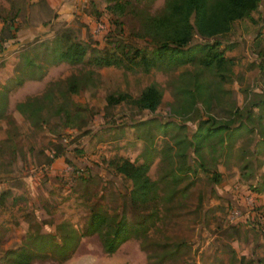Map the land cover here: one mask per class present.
<instances>
[{
	"label": "rangeland",
	"instance_id": "rangeland-1",
	"mask_svg": "<svg viewBox=\"0 0 264 264\" xmlns=\"http://www.w3.org/2000/svg\"><path fill=\"white\" fill-rule=\"evenodd\" d=\"M162 2L130 0L118 14L106 7V0H0V18L16 16L12 7L17 6V23L41 24L26 50L27 56L37 60L34 70L38 74L48 62L52 37L61 31L84 42L91 54L111 43L148 53L147 37L136 35L138 18L141 13L159 12ZM93 22L102 23L104 29L92 34ZM217 38L222 41L218 49L230 59L218 69L203 66L200 55L191 62L148 70L139 58L127 68L65 61L53 66L50 80L34 95H27L41 104L34 113L41 127L31 125L32 120L30 124L25 117L20 123L12 120L5 131L0 126V134L12 143L0 153V171L9 169L11 173L0 179L16 177L12 182L19 185V176L28 174L37 182L36 212L24 201L9 215L15 220L22 216L21 237L13 230L10 235L17 239L3 246L7 239L2 236L8 231L0 230V264H11L7 249L22 244L31 251L30 264H264V191L253 188L257 179H264V147L257 144L255 131L242 133L229 150L218 132L202 139L195 150L193 142L176 143L180 137H190L201 120L204 130L208 123L228 118L234 108L242 112L249 106L256 109L251 101L262 91L264 81V71L258 66L264 68L263 1ZM196 39L194 36L192 41ZM122 59L129 63L126 56ZM72 79L75 89L69 90ZM148 83L161 91L153 110L132 102L105 103L104 96L114 90L137 96ZM192 95L196 97L193 106ZM0 100H4L3 93ZM58 104L70 111L73 126H61L64 116L56 111ZM5 142L7 145V140H0V147ZM52 142L63 145L62 155L68 160L56 170L42 173ZM163 151H168L167 157ZM182 151L184 155L179 154ZM118 156L133 161L149 158L147 173L158 179L157 216L145 234L131 235L106 253L95 232L82 233L89 209L100 206L118 219L124 202L129 222L144 210L129 204L126 193L131 182L109 163ZM183 163L189 170L182 174L177 167ZM74 165L82 167L80 174L70 170ZM168 167L181 175L174 185L167 178L159 179ZM88 168L94 173H88ZM233 206L241 213L229 221ZM179 242L178 249L171 250Z\"/></svg>",
	"mask_w": 264,
	"mask_h": 264
},
{
	"label": "trees",
	"instance_id": "trees-1",
	"mask_svg": "<svg viewBox=\"0 0 264 264\" xmlns=\"http://www.w3.org/2000/svg\"><path fill=\"white\" fill-rule=\"evenodd\" d=\"M264 3V0H262ZM260 0H163L162 7L156 13H141L139 19V27L136 35L139 38H145V42L150 44L148 53L142 52V48L133 47L126 48L119 46V44H112L95 54L89 53V48L84 42L74 41L70 38L68 32L61 31L54 35L51 39V44L47 51L48 62L65 61L71 64L74 63H92L96 66L115 64L128 67L131 63L141 61L143 69L148 70L150 67H160L169 64H183L191 62L197 55H200V62L203 66H211L222 68L223 65L230 59L222 55L221 50L218 49L221 40L217 38L218 35L227 32L233 21L239 19L254 10ZM130 0H106V7L117 11L118 14L129 5ZM10 15L7 20H10ZM4 19V20H5ZM115 22V21H114ZM4 27L0 31V38L8 36L10 30ZM198 37L192 41L193 37ZM59 39H64L61 43ZM227 46V45H226ZM230 46V45H228ZM227 46V47H228ZM91 54V55H90ZM122 56H126L129 63H124ZM171 65V66H172ZM261 71H264L263 66L258 64ZM75 80L72 79L69 90H74ZM1 95V94H0ZM4 95V94H3ZM197 95V94H196ZM201 95H197L199 97ZM191 105L196 101V97L191 96ZM207 97V96H204ZM161 98V91L154 83H148L139 92L137 96H132L124 90H114L104 96L106 104H114L120 101L132 102L139 108L153 110L159 103ZM5 99V95H4ZM195 99V100H194ZM255 101V102H254ZM5 100H0V114H2ZM206 102V100H205ZM256 109L247 107L244 112L239 109H232L228 118L222 122L208 123L209 126L204 127V121L201 120L199 127L193 130L190 137H180L176 143L187 142L192 143V147L197 149L202 139L218 132L222 134V141L225 144L226 150H229L233 143L241 136L242 133H249L255 131L258 136L257 144L264 147V81L262 91L257 93L256 100L251 101ZM61 104V103H60ZM58 104L56 111H62L64 116L63 124L61 126H73L68 118L70 111L64 109ZM205 105H207L205 103ZM38 99L29 96L24 100L16 102L15 108L19 110L28 122L32 120L31 125L41 127L40 122L34 117L40 109ZM234 117V118H233ZM36 119V120H35ZM208 119L214 122V118L208 115ZM252 121V122H251ZM144 122V121H141ZM164 123V122H161ZM160 124V122H159ZM163 132L165 128L162 129ZM9 138L4 144L1 143L0 153H3L11 141ZM49 149H53V156L62 154L63 145L60 142H52ZM63 144V143H62ZM169 148V147H168ZM75 149V147H74ZM179 154L184 155L182 151ZM165 157L168 156V151H163ZM149 156V155H147ZM64 159L68 160L67 158ZM45 161L49 163L51 159L47 156ZM109 163L113 166L115 171L120 173L122 177L128 178L131 182L128 192L126 193L129 204L134 208L144 209L139 214L135 221L129 222L126 219L124 212V202L120 204L121 212L119 217L113 218L108 215L100 206L91 207L87 215L86 225L83 234H91L95 232L99 238L102 249L106 253L113 252L123 241L128 239L131 235L139 236L146 233L148 227L153 225L154 218L157 216L156 198L158 194V179L150 178L147 170L150 160L148 157L133 161L125 156H118L115 159H110ZM246 166V163L243 164ZM178 170L183 174L184 171L189 170V165L183 163L179 165ZM94 173L88 168V173ZM88 174V176L90 175ZM217 173L213 174L216 178ZM97 177V176H96ZM167 178L169 182L178 183L181 175L180 173L172 172V167L163 169L160 178ZM178 188V187H175ZM254 191H264V179H257L256 185L253 186ZM174 190L168 194H172ZM43 232L46 230L43 229ZM35 234V233H34ZM19 245L15 248L7 249L11 254V264H30L32 258L31 251L26 249L25 245ZM181 245V242L176 243L171 250L175 251ZM168 251L166 254H170ZM48 264H67L63 261H55Z\"/></svg>",
	"mask_w": 264,
	"mask_h": 264
},
{
	"label": "crops",
	"instance_id": "crops-1",
	"mask_svg": "<svg viewBox=\"0 0 264 264\" xmlns=\"http://www.w3.org/2000/svg\"><path fill=\"white\" fill-rule=\"evenodd\" d=\"M12 8L16 16L12 17L11 20H7L4 17L0 18V31L6 26L10 30L8 36L0 38V94L3 93L5 95V106L2 114H0V126L3 131H5V128L12 120L20 123L22 117H24L21 112L16 110L15 103L24 100L27 95H34L40 90L43 83L50 80L53 66L63 62L62 60L45 62L46 69L43 67L41 69L42 72L36 74L34 67L38 65L36 64L37 60L30 55L27 56L26 50L29 44H32V37L41 28V24L17 23L15 19H17L19 8L17 6ZM44 69L47 71L44 72ZM9 79H11L10 82L8 81ZM4 137V133L0 134V140H3ZM63 160L64 156L60 154L54 156L48 165H46V161L43 162L42 173L51 169L56 170L62 165ZM9 173H11L9 169L0 171V175ZM19 177L22 179L19 185L12 182V179L16 177L2 176L0 179V230L8 231L2 236L3 239H7L3 246H8L13 238L17 239V235H10L13 230H18V237H21L20 232L23 230L22 221H20L22 216L16 217L17 219L15 220L9 215H12L24 201L29 204L33 212H36L35 190L37 187H35V183L37 182L28 174ZM36 216L39 218L38 215Z\"/></svg>",
	"mask_w": 264,
	"mask_h": 264
},
{
	"label": "built area",
	"instance_id": "built-area-1",
	"mask_svg": "<svg viewBox=\"0 0 264 264\" xmlns=\"http://www.w3.org/2000/svg\"><path fill=\"white\" fill-rule=\"evenodd\" d=\"M104 26L105 25H103L100 22H93L91 24V26H90L91 33L92 34H98V33H100L104 29ZM53 153H54L53 149H49L46 152L47 156L50 159H53V157H54L53 156ZM48 164H50V163H47L46 165H48ZM42 166H44V165H42ZM70 170L73 171L76 174H80L82 172L81 171L82 170V167L81 166L74 165L72 167V169H70ZM246 205H248V208H253L250 203H248ZM238 211H239V213H241V209L240 208H238L236 206L231 207L230 210H229V214H228V220L231 221L233 219V217L238 216V214H239Z\"/></svg>",
	"mask_w": 264,
	"mask_h": 264
}]
</instances>
